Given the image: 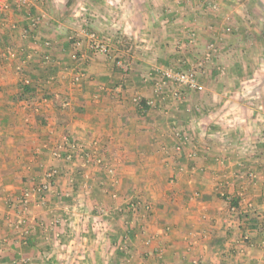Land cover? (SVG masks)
Here are the masks:
<instances>
[{"label":"crops","instance_id":"0c3cea01","mask_svg":"<svg viewBox=\"0 0 264 264\" xmlns=\"http://www.w3.org/2000/svg\"><path fill=\"white\" fill-rule=\"evenodd\" d=\"M162 1L154 6L181 12L166 21L152 12L139 33L151 49L146 60L130 41L120 42L121 0H31L0 17V264H73L81 241L68 235L82 216L71 206L78 192L85 213L102 222L90 226L99 230L94 238L104 236L85 239L84 264H264V112L254 116L248 107L256 99L223 98L215 65L200 78L210 96L172 84L162 94L154 90L156 71L180 60L172 43L188 28L199 36L194 56L217 36L227 38L221 49L233 55L238 31L223 33L215 14L202 18L201 1L189 11L177 0ZM249 3L264 8V0ZM219 5L223 13L232 6ZM244 26L254 31L245 37L253 46L244 53L247 72L252 56L264 55L253 40L264 34ZM94 30L107 38L108 53L91 47ZM230 61L228 85L235 87L241 66ZM21 83L34 91L22 96ZM243 83L264 104L258 88L264 81L248 76ZM137 97L152 102L147 114L138 113ZM68 141L95 152L104 167L79 156L53 158L52 150H65ZM54 169L63 176L50 192L38 193L37 182ZM228 199L238 200L235 216ZM96 244L107 253L93 252Z\"/></svg>","mask_w":264,"mask_h":264},{"label":"rangeland","instance_id":"374dc122","mask_svg":"<svg viewBox=\"0 0 264 264\" xmlns=\"http://www.w3.org/2000/svg\"><path fill=\"white\" fill-rule=\"evenodd\" d=\"M62 1L67 2L68 0H62ZM121 1H122L121 3L124 5L122 7V13L121 14L123 17V23L125 25L126 33L124 32V34H122L119 37L120 42H123L124 44L127 45L128 42H125V41H130L129 45L133 44L132 49L135 50V52H141L143 55L142 59L146 60L147 54L145 52H147L151 49L146 48L147 42L143 41L141 39L142 34L140 35L139 33L143 32V30H144L143 27H145L146 23L150 20L149 17H152V12L157 13V15L160 18H162V20L164 19L163 21H166L167 19H169V16L174 17L175 14H179L181 11H178V13H176L173 11V9L171 7L167 6V4L164 6V3H163V7H160V6L155 7L154 6L155 0H121ZM163 1H165V3H166V0H163ZM171 1H173V0H170L169 4H171V3L173 4V2H171ZM194 1L195 2L201 1V3H202L201 8L197 11L195 10L196 12L200 11V13L204 15V16H202V18L206 17L207 19L211 20V18H214V15H212V14L216 15L215 20H217V23H215V25L220 26L223 24V26H224V27H222L223 33L228 35L229 33L234 34L236 31H238V36L236 37V39L238 38L237 43L234 44V47L238 48L237 49L238 51L235 52L233 55H232L231 51H228L229 53L225 52L226 49L225 50L221 49V46H224L226 44L227 38H224V39L222 38V40H219L218 36H217V37H214L212 41L207 42L206 46L202 47V48H205V49H202V51L204 50L202 53H197L196 56H194L195 54L193 51L196 50L197 48H199V45H200L199 36H198V33H197L195 28H188L184 32L183 37L181 36L180 38H177V40L174 43H172V46H174L172 48L173 52H176L177 54L180 53V55L178 56V59L180 58V60H178L177 65H174V67H165V69L162 67L163 69H158L160 72L156 71L157 76L159 78V82L157 83L156 86H159V85L163 86L162 90H161V94L171 84H172V86H174L173 88H175V89L183 90L181 88H184V89L189 90L190 92L191 91L193 92L194 90L187 88L186 86H182L173 80L166 81L167 84L163 83V72L166 70H169V69H172V70L178 71V72L179 71L187 72L191 69H194L196 71V76H197L198 81L202 84L203 82H201V81H203V80L200 78L201 77L203 78L204 76H206L208 74V72L206 71L208 69V67L215 65V66L219 67V69H220V70H217V75L221 76L224 83H225L224 86L221 87V89H222V91L220 92V94H222L221 96H223V98H232V96H233V98H255L256 101L255 102L253 101L251 104H248V107L253 109V110L251 109L250 112L254 116H257V114L261 113L260 117H262V114H263L262 112H264V104H263L262 99H261L262 97H260L256 93L251 96L250 92L248 91L247 85L245 83L241 84V82L244 81L246 78L248 79V76H249V78L251 76H253L255 83H258V81H262V80L264 81V68L259 66L260 64H264V55H261V54L253 55L252 56L253 64H255V66L251 67V69L253 68L251 71L245 72L243 70V69H245L244 59H246L245 57L249 56L246 54L244 56V53L246 52L247 49L253 48V46L249 47L248 44L245 43L246 42L245 37H247L248 34H251V33L254 34V31L252 32V31H249V29H246L244 24H247V26H249V28L255 27L259 33L264 34L263 33L264 32V20L261 21L260 16H259V15H261V16L263 15L262 10H264V8H262V6L259 5L260 3L259 4L256 3V5L255 4L253 5L250 3L247 4L248 0H235V2H232L230 0H209V1L208 0H177L176 4L178 6L183 7V4L185 3L186 5H188V7L186 9H187V11H189L191 9L190 4L191 3L193 4ZM204 1L207 2V5H205ZM256 1L259 2V0H256ZM221 3H224V4L226 3L227 6L232 5L231 9L229 10L227 8L228 10L223 13V11L220 10L219 4H221ZM9 4L11 5L10 8L14 9V11H17V7H15V5H12L13 3L9 2ZM215 5L217 6L216 9L213 8V6H215ZM184 9H185V6H184ZM119 11H121V10H119ZM238 17H240L241 20L243 21L242 24H239V26L237 25V22H238L237 18ZM3 18H4V16H3ZM5 19L6 18H4V20ZM157 19H158V17H157ZM174 19H177V17H175ZM228 22H231L233 24H230ZM164 25L166 27L168 26V24H164ZM162 27H163V25H162ZM4 28H6V27H3L2 29H4ZM209 29H210V27H209ZM164 30H166V29L164 28ZM205 30H207V28H205ZM211 31L209 30V33ZM192 32L196 33V42L193 44H188V37L190 36V34ZM216 32H218V31H216ZM92 34H94L95 37L92 38L90 36ZM134 34H137V37L134 36ZM88 38L92 44L91 47L93 46V49L95 50V52H98V53L103 55L105 53H108V51L111 48V46H108L109 43H108L107 38L101 36L98 32H95V30L88 32ZM119 39L117 41H119ZM253 40L258 45L256 47L257 50L264 46V40H261V39L256 40L255 38H253ZM211 43L216 44L217 53L212 55L211 60L207 61L203 66L197 67L198 63L204 61V55L207 52H210V50L208 48H209V45ZM1 46H3V45H0V50H2V48L4 47V46L3 47H1ZM166 46L168 47V49L170 48L169 44H166ZM124 47L125 46H123L122 48H124ZM105 48H106L107 52L103 51ZM230 48H232V47H230ZM8 51H10V50H8ZM221 52L222 53L225 52V53L222 54ZM258 53H260V52H258ZM2 54L3 53H0V62L4 61V57L2 56ZM239 54L242 56L241 57L242 60L240 57H238ZM184 55L187 56L188 61L184 60ZM10 56L11 55L8 54V58L12 59V57H10ZM22 56H24L23 58H25V55L22 54ZM221 57H223V59H225L226 63L225 62L222 63L220 61L222 59ZM229 60H231L230 61L231 64H235L236 66H241V67H239V72L237 73L238 74L237 78H241L242 80L238 81L237 86H235V87L232 84L228 85V82H229L228 79L229 78H227V76H230V79L233 78L232 77L233 75H231V73L229 72V68H228ZM180 61H181V63H180ZM209 74H210V72H209ZM219 79H221V78H218V80ZM156 86H155L154 90H156ZM230 86H233V87H230ZM258 88L260 90H262V93L264 92V86L263 87L261 86ZM183 91H185V90H183ZM194 92H197V93L204 92L203 96L204 95L210 96V92L205 91V87H204V90L201 92L200 91H194ZM234 92H236V93H234ZM155 93H156V91H155ZM159 94L157 93V95H159ZM258 97H260V99H258ZM29 98H31V97H29ZM135 99H140V97H137ZM245 112H246V110L241 111L242 116L244 115ZM55 159H58V158H55ZM58 160H61V158ZM81 193H83V192H78V194H75L74 198H76V199H74L73 197L71 199V203H72L71 206H73V209L75 211H77L78 214L82 215L78 219V222H77L78 225H76V228L78 230L77 231L74 230L72 232V234L68 235L72 238V240L81 241V242L76 243V245H75L74 254H76V256L77 255L78 256H77L75 261H72L73 264H84L80 261V260L84 261V259L79 258V256L80 255L84 256V254H85V252H84L85 239H87V241L89 239L90 240L92 239V240H98L101 242L102 241L101 239L104 238V236L98 237V239L94 238L96 233L99 232V230L96 229L97 230V232H96V230H93L90 226L95 227V226H98L97 225L98 223H102V222H100L99 220H96V218H91L89 215H87V213H85L84 210L87 208V205L84 202V200L81 199V196H82ZM80 202H82L83 207L81 204H79ZM103 233H104V235L106 234L107 236H108V234H110L109 232L107 233L105 231ZM68 236H67V239H69ZM95 248L97 249V251H93V252L100 253L104 249L105 254L107 253L106 252L107 248H104V247L100 248L98 245ZM109 252H110V250H109Z\"/></svg>","mask_w":264,"mask_h":264},{"label":"built area","instance_id":"2783aa9c","mask_svg":"<svg viewBox=\"0 0 264 264\" xmlns=\"http://www.w3.org/2000/svg\"><path fill=\"white\" fill-rule=\"evenodd\" d=\"M9 2L13 3V5L17 6L18 9H22L25 6H27L30 3V0H0V17H7L8 16V12L10 11V7L11 5L9 4ZM214 9L217 8V6H213ZM1 20V19H0ZM92 38L95 37L94 34L90 35ZM196 42V33L192 32L190 34V36L188 37V44H193ZM77 46H80L79 43L76 44ZM49 43L47 44V47H49ZM210 52H207L204 55V61L198 63L197 67H201L203 66L207 61L211 60L212 55H214L215 53H217V47L216 44L211 43L209 45ZM104 52H107L106 48L103 50ZM173 80L176 83L182 85V86H186L187 88H190L194 91H203L204 90V86L198 81L197 76H196V71L194 69H191L187 72L185 71H174L172 69L166 70L163 72V83L167 84L166 81H170ZM165 81V82H164ZM162 85L156 86V93H160L161 94V90H162ZM138 99H135V102ZM152 102H149V105H151ZM68 140V139H66ZM94 153H90L86 147L82 144H80L77 141H68V145L67 148L63 151H59V150H52V155L54 158H58V159H66V160H71L74 159L75 156H79L85 160H93L94 163H96L98 166L100 167H104V162L102 158H98L96 155H94ZM108 171H112V169L108 166L105 167ZM55 175H57V179H55V182L59 180L60 177H62V173L58 172V170H49L47 171L38 181V185H37V189L36 191L40 194H46L48 192H50V190L53 189V182H54V177ZM62 175V176H61ZM249 178L253 179L254 176L252 173L248 174ZM56 178V177H55ZM72 181V180H70ZM28 194H26L23 198V206L24 208H27V206L29 205V200H28ZM75 197V194L73 195ZM76 199V198H74ZM79 204L82 205V202H80ZM231 215L235 216L237 209L236 208H231ZM232 220H234V217L232 218ZM24 223V222H23Z\"/></svg>","mask_w":264,"mask_h":264},{"label":"trees","instance_id":"16d2710c","mask_svg":"<svg viewBox=\"0 0 264 264\" xmlns=\"http://www.w3.org/2000/svg\"><path fill=\"white\" fill-rule=\"evenodd\" d=\"M74 45H75V48H79V46H77L76 44L77 43H79L78 41H74L73 42V40L71 41ZM19 90H20V93L22 94V96H26L27 94H30V93H32L33 91H34V88L33 87H31L29 84H25V83H21V84H19ZM136 104H137V106L139 107L138 108V113H143V115H145V114H147V112L150 110V108H151V105H149V102H147V101H145L144 99H138L137 101H136ZM62 176V175H61ZM56 177V178H55ZM55 177H54V182H53V185H55L56 184V182H55V179H57V175H55ZM72 178H76V180H77V175H76V177H72ZM37 185H38V182H37ZM227 201H229L230 202V205H231V208L233 207V208H236V209H238L239 208V204H238V200L237 199H228ZM136 212L137 211H139V209H138V206H136ZM263 232H264V228H263Z\"/></svg>","mask_w":264,"mask_h":264}]
</instances>
